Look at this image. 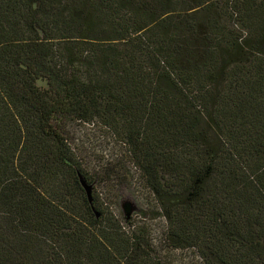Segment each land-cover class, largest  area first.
Wrapping results in <instances>:
<instances>
[{"label": "trees", "instance_id": "1", "mask_svg": "<svg viewBox=\"0 0 264 264\" xmlns=\"http://www.w3.org/2000/svg\"><path fill=\"white\" fill-rule=\"evenodd\" d=\"M105 150L166 251L87 202ZM189 258L264 264V0H0V264Z\"/></svg>", "mask_w": 264, "mask_h": 264}, {"label": "rangeland", "instance_id": "2", "mask_svg": "<svg viewBox=\"0 0 264 264\" xmlns=\"http://www.w3.org/2000/svg\"><path fill=\"white\" fill-rule=\"evenodd\" d=\"M73 130L72 124L69 123L63 131L67 132V136H71L74 134ZM74 136L77 138L76 133ZM105 152L97 153L96 156H93L92 153L81 154L82 168L91 180L96 182L92 190L96 205L104 213H109L122 220L121 204L124 201L132 202L133 200L140 211L131 215V226L128 228L125 225V230L140 229L148 239L151 238V242L157 245L158 250L166 251L163 248L164 244L160 235V232L164 230L165 222L161 218V211L158 210L155 199L146 188L144 179L137 178V172H131L133 166L127 159L123 157L117 159L111 150L109 152L105 150ZM109 161H111V165L117 163L121 168L116 166V168L108 169L107 167L111 166ZM122 167L128 168L129 171ZM112 169L116 173L114 177H110ZM189 262V264H195L192 258H189Z\"/></svg>", "mask_w": 264, "mask_h": 264}, {"label": "water", "instance_id": "3", "mask_svg": "<svg viewBox=\"0 0 264 264\" xmlns=\"http://www.w3.org/2000/svg\"><path fill=\"white\" fill-rule=\"evenodd\" d=\"M77 179L78 183L80 184L82 190L85 193L87 202L92 206V188L95 182L88 183L84 176H82L79 172H77ZM123 216L128 219L133 213L138 212V206L135 204V202L132 200V202L124 201L121 204ZM94 211V210H93ZM95 212V211H94ZM96 217H98V214H96Z\"/></svg>", "mask_w": 264, "mask_h": 264}]
</instances>
